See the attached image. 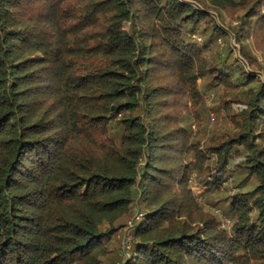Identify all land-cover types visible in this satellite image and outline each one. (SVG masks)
<instances>
[{"label": "trees", "instance_id": "1", "mask_svg": "<svg viewBox=\"0 0 264 264\" xmlns=\"http://www.w3.org/2000/svg\"><path fill=\"white\" fill-rule=\"evenodd\" d=\"M248 42L264 0H0V264H264Z\"/></svg>", "mask_w": 264, "mask_h": 264}, {"label": "rangeland", "instance_id": "2", "mask_svg": "<svg viewBox=\"0 0 264 264\" xmlns=\"http://www.w3.org/2000/svg\"><path fill=\"white\" fill-rule=\"evenodd\" d=\"M224 21L226 23L229 22L227 17H226V19ZM218 43H219V45L222 44L221 41H219ZM225 43H231V45H232L233 41L230 40L229 38H227ZM247 46H248V49H250V52L253 55H255V57L258 59V61L261 62V63H264L262 55L259 53V51L257 52V50L253 47L251 42H248ZM211 97H212V92L205 94V104H206L207 108L212 105ZM207 115L209 116L208 119H207V122H208V126H207L208 133H211L212 131H222L224 129H228L229 128L227 119L222 113H219L218 115H216V114H213L212 111L207 110ZM192 129H195V125L192 126ZM118 239H119V243H120V247H121L120 251H119V256L123 257V255L121 254V251L123 250V246L126 245L125 240L127 241L128 236L126 235V233L121 231L118 234ZM125 248H127V247H125Z\"/></svg>", "mask_w": 264, "mask_h": 264}]
</instances>
